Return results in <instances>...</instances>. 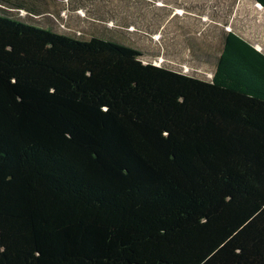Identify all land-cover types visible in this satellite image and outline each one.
Wrapping results in <instances>:
<instances>
[{
  "label": "trees",
  "instance_id": "obj_1",
  "mask_svg": "<svg viewBox=\"0 0 264 264\" xmlns=\"http://www.w3.org/2000/svg\"><path fill=\"white\" fill-rule=\"evenodd\" d=\"M50 6L0 0V264H264V53L203 80Z\"/></svg>",
  "mask_w": 264,
  "mask_h": 264
},
{
  "label": "rangeland",
  "instance_id": "obj_2",
  "mask_svg": "<svg viewBox=\"0 0 264 264\" xmlns=\"http://www.w3.org/2000/svg\"><path fill=\"white\" fill-rule=\"evenodd\" d=\"M80 8L117 12L118 18L134 21L125 30L110 21L99 31L105 41L127 45L146 53V61L176 65L190 75L209 80L213 57L221 36L233 31L264 53V9L253 0H62ZM87 4H86V3ZM109 11V12H108ZM81 15H86L81 11ZM66 17L67 13L62 12ZM56 26L63 33V24ZM114 25L115 27H113ZM80 35L85 31L77 30ZM68 34V33H66ZM69 35V34H68ZM78 40L79 36L70 35ZM85 37V36H83ZM207 59L204 60V57ZM154 58V59H153Z\"/></svg>",
  "mask_w": 264,
  "mask_h": 264
},
{
  "label": "crops",
  "instance_id": "obj_3",
  "mask_svg": "<svg viewBox=\"0 0 264 264\" xmlns=\"http://www.w3.org/2000/svg\"><path fill=\"white\" fill-rule=\"evenodd\" d=\"M47 3L51 5L48 9L33 12L36 19L44 25L45 28L52 27L57 30V25L64 24L68 34H74L75 31H85L86 34L80 35V38L88 39L89 37H103L104 33L99 31V28L110 21H115L116 26L125 30L135 29L134 21L126 22L122 18H118L117 12L106 13L100 7L97 9L80 8L78 5L73 6L70 4L67 8H63L62 0H47ZM86 3V2H85ZM81 11H85L86 15H81ZM62 12H66L67 16L63 17ZM111 26V25H108ZM115 27L114 25H112ZM85 36V37H83ZM154 59V58H153ZM181 68V66L179 67Z\"/></svg>",
  "mask_w": 264,
  "mask_h": 264
},
{
  "label": "bare ground",
  "instance_id": "obj_4",
  "mask_svg": "<svg viewBox=\"0 0 264 264\" xmlns=\"http://www.w3.org/2000/svg\"><path fill=\"white\" fill-rule=\"evenodd\" d=\"M256 5H258V6H259V8H261V9H262V7H260V5H259V4H257V3H256Z\"/></svg>",
  "mask_w": 264,
  "mask_h": 264
}]
</instances>
